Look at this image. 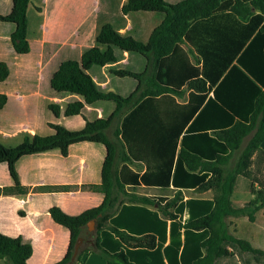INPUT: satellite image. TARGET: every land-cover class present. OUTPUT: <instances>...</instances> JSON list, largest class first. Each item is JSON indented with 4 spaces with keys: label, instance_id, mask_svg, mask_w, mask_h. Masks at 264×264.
<instances>
[{
    "label": "trees",
    "instance_id": "16d2710c",
    "mask_svg": "<svg viewBox=\"0 0 264 264\" xmlns=\"http://www.w3.org/2000/svg\"><path fill=\"white\" fill-rule=\"evenodd\" d=\"M29 2L12 0L10 12L0 14L19 55L31 48ZM103 7L101 0L95 44L58 60L44 84L63 99H47L55 117L81 114L84 127L49 122L51 128L27 131L16 145L0 138V162L8 163L15 190L24 189L15 167L23 155L67 154L81 141L106 148L96 185L102 203L78 213L51 207L70 238L64 257L47 264H80L88 251L106 264H264V248L253 242L258 232L252 234L264 221V0H125L124 14L152 13L148 36L135 26L120 31L123 20ZM126 51L128 59L141 57L137 66L123 62ZM105 65L113 77L104 86L94 76ZM9 74L0 61V81ZM4 100L0 94V108ZM135 161L146 165L143 172L130 165ZM141 185L177 191L126 190ZM183 188L213 189L214 196L184 199ZM237 190L253 196L241 202ZM81 236L95 245L81 246L74 261ZM33 255L22 236L0 230V258L38 264Z\"/></svg>",
    "mask_w": 264,
    "mask_h": 264
},
{
    "label": "crops",
    "instance_id": "0c3cea01",
    "mask_svg": "<svg viewBox=\"0 0 264 264\" xmlns=\"http://www.w3.org/2000/svg\"><path fill=\"white\" fill-rule=\"evenodd\" d=\"M124 1L120 0L116 8L112 1L104 0V11H115L118 19L123 20L120 31L124 32L135 26L148 36L153 28L152 13L134 11L124 14L121 10ZM11 7L12 0H0V14L9 13ZM100 11L101 0H30L27 17L31 48L22 55L14 53L10 33L1 30L3 23L0 20V61L6 62L10 68L9 76L0 81V94L6 96L4 105L0 108V138L5 144L20 143L27 131L35 133L39 128H51L49 122H60L71 129L84 127L86 120L81 114L55 117L48 109L47 99L56 103H61L63 99L53 96L45 89L44 84L49 82L52 67L58 60L82 53L84 48L95 44ZM144 29L149 32L145 33ZM125 55L123 62L129 61L136 66L139 64L141 57L137 54L131 59H128L127 51ZM110 67L102 66L94 76L96 80H102L104 86L113 77ZM98 114L102 115L101 108H98ZM80 116L83 124L79 121L75 126L73 123ZM120 122L121 119L117 120L116 125ZM261 146L264 149V141ZM106 153V148L101 143L81 141L71 144L67 154L55 149L23 155L15 166L18 181L24 186L23 190L14 189L16 179L12 176L8 163L0 162V230L9 235H20L25 242L31 243L33 256L38 264L61 260L68 249L70 233L66 226L54 220L50 209L57 205L69 213H78L102 203L104 193L96 185L102 181L101 170ZM130 165L141 172L146 168L141 161ZM153 189L160 192L154 193ZM126 190L141 195L173 196L177 188L141 185L135 189L127 187ZM167 190L172 192L168 193ZM186 190L199 194H184ZM181 194L184 199L212 198L214 190L183 188ZM252 196L245 190H237L233 195L241 202ZM259 225L252 231L253 235L258 232L253 238L258 246L260 244L257 242L262 239ZM0 259L7 263L4 258ZM83 260L80 264H106L93 251L85 252Z\"/></svg>",
    "mask_w": 264,
    "mask_h": 264
},
{
    "label": "rangeland",
    "instance_id": "374dc122",
    "mask_svg": "<svg viewBox=\"0 0 264 264\" xmlns=\"http://www.w3.org/2000/svg\"><path fill=\"white\" fill-rule=\"evenodd\" d=\"M138 17V16H137ZM136 17V18H137ZM131 22L133 23V18L131 17ZM144 32L145 33H148L149 32V30L147 31L146 29H144ZM129 77H125V78H118L117 77V79L118 80H120V79H124V80H126V79H128ZM79 121H81V123L83 124V120H82V117L80 116V117H78V118H76V120L74 121V125L75 126H77V124H78V122ZM80 128H82V127H80ZM80 128H77V129H80ZM110 133H111V131H110ZM263 175H264V171H263ZM142 191H143V189H142ZM152 192H154V193H158V192H160V190H158V189H153L152 190ZM167 192L168 193H171L172 192V190H167ZM210 193V192H209ZM184 194H188V195H192V194H199L198 192H196V191H193V190H186V192L184 193ZM240 198H243V197H240ZM245 198H246V196H245ZM260 224L261 225H259V229H261V232H262V239L260 240V241H258L257 243H259L260 244V246H262L263 248H264V221H262V222H260ZM91 230V232L93 233V234H95V230H96V221L94 220V222H93V229H90ZM93 234H91V235H93ZM95 244H94V241L92 240V237L91 236H89L86 240H83V243L81 244V246L83 247H85V246H94ZM98 256H96V258H97ZM97 259H99V260H101L100 258H97ZM75 261V260H74ZM6 262L5 261H3L2 262V259H0V264H5ZM7 264V263H6Z\"/></svg>",
    "mask_w": 264,
    "mask_h": 264
},
{
    "label": "water",
    "instance_id": "95a60500",
    "mask_svg": "<svg viewBox=\"0 0 264 264\" xmlns=\"http://www.w3.org/2000/svg\"><path fill=\"white\" fill-rule=\"evenodd\" d=\"M93 222H94V220H91L89 222V229H93ZM83 240H84V238L81 236V237H79L78 241L76 242L75 250H74V254H73L72 260H75L76 259V256L78 255V252L80 250L81 244L83 243Z\"/></svg>",
    "mask_w": 264,
    "mask_h": 264
}]
</instances>
